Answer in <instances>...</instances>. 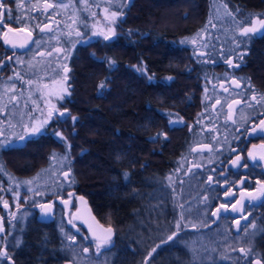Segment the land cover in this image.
<instances>
[{"label":"trees","instance_id":"obj_1","mask_svg":"<svg viewBox=\"0 0 264 264\" xmlns=\"http://www.w3.org/2000/svg\"><path fill=\"white\" fill-rule=\"evenodd\" d=\"M138 1L131 0L133 12L138 11V7H133ZM217 4L245 27L253 17L264 16V0H146L142 9L147 16L172 5L177 8L178 23L145 26L141 47L144 52L140 57L136 42L127 45L116 37L112 44H106L102 56L88 58L75 72L73 81L77 82L71 96L76 99L78 110L74 113L80 120L65 119L63 131L59 129L63 135L66 133L70 140L68 149L72 151L67 160L73 179L65 189L74 188L86 199L99 222L112 228L111 264H207L185 259L187 248L177 243L180 236L174 244H154L168 230V214L180 205L184 195L179 191L183 169L193 168L195 138L204 136V145L222 149V162L229 161L231 149H224L226 144L222 141L216 145L211 134L216 131L215 123L223 122L224 114L230 112L234 120L240 112L226 108L218 116L208 112L211 100L207 91L216 84L215 75H226L228 85L239 80L243 89L239 107L243 108L246 101L254 103L248 123L235 122L230 131L233 149H247L248 142L255 140L249 136L250 129L264 119V32L249 33L237 40V29L231 32L220 23L222 17L215 15ZM153 17L146 21L157 23ZM199 32L210 45L200 51L189 40ZM229 60L231 64L227 63ZM109 62L117 64L116 70L105 71ZM103 77L105 86L97 95L96 86ZM173 117L181 121L171 123ZM213 120L214 123L209 122ZM71 125L76 127L74 135L67 132ZM48 141L51 154L53 150L64 151L65 141L53 132ZM78 148L85 151L75 152ZM215 164L217 161L212 166ZM222 170L230 172L229 168ZM174 171V180H169ZM250 205L248 213L259 230L253 244L260 261H264V200ZM33 226L27 219L19 232L17 247L4 251L19 258V264H36V260H44L37 264H60L69 259L64 240L52 223L38 229ZM145 228L155 235L151 243L148 241L153 239L152 234Z\"/></svg>","mask_w":264,"mask_h":264},{"label":"flooded vegetation","instance_id":"obj_2","mask_svg":"<svg viewBox=\"0 0 264 264\" xmlns=\"http://www.w3.org/2000/svg\"><path fill=\"white\" fill-rule=\"evenodd\" d=\"M112 1L3 0L5 9H9L10 11H5L0 16V21H2L0 23V61L3 62L0 63V143L6 145L0 146V218L3 225L1 237H5L8 232L19 234L25 228V221L27 219L31 225L34 224L33 229H38L41 225L52 223L59 230V224L56 220L57 211L59 210L63 212L65 224L67 223L69 226L78 228L74 229V232L80 233V231H84L89 236L85 226L79 221L75 213L78 206L77 203L81 199L88 205L86 199L76 192L75 189H66L65 191L66 185L61 186L59 184L60 180L52 184V190H50L49 183V166L51 157H53V152L51 154L48 147L49 135L51 132H59V129L63 131L65 127L62 124L63 120L72 119L73 115L78 118L77 120H80L79 115L74 113L77 109V102L71 96V90L70 95L66 94L62 100L60 99L56 102L57 108H52L51 111H53L54 117L46 125V131L38 135H27L26 127H31L39 119L48 118L49 98L47 87L50 82L51 72L49 62L50 43L61 41V47L58 49L62 53L66 54L71 50L70 55L66 54L68 55L66 68L69 79H73L75 72L78 73L80 71L76 59L81 57V48H88V51H85L87 57L96 59V57L102 56L104 50H106L107 43L112 44L116 37H121V40L124 39L127 45L130 42L137 43L135 46L138 48V57L143 54L144 50L141 47L144 44L146 32L139 30V34L135 32L129 33V29L125 28L126 25L124 24L127 14L126 9L129 7L131 0L130 2L129 0L126 1L122 12L120 11L123 15H120L114 21L117 31H120L119 33L117 32L110 40H104L100 34L92 35L93 30L91 26H95L93 25V20L96 17L98 18V16L102 18L101 21H105L106 25H113L111 13L113 11L117 12L119 6L115 9ZM48 4L53 5V7L46 9V5ZM120 4H124V0H120ZM45 25L48 27L45 28ZM10 29L13 31H9ZM41 29L44 30L41 31ZM29 33H31V36H29ZM51 36L55 37L51 38ZM6 39L10 43L6 44ZM26 40H29L27 45ZM20 45H23V47ZM127 56H129V52H127ZM109 59L112 61V56H109ZM55 65L57 66L55 63L53 67ZM117 67V64L114 65L113 62H109L106 65V70L105 68L104 70L112 72ZM105 78L103 77L102 81L98 82L96 86L97 91L100 90L102 84L105 86ZM68 87L70 89L73 88L71 83L68 84ZM101 93L99 91L97 95ZM61 112H66V116L61 117L59 115ZM258 125L260 123L254 126ZM252 128L250 129L249 136L255 138V140L248 142L247 149L239 150L235 147L230 150L229 159H227L229 160L228 163L224 164L222 161L218 163L224 166V168L230 169L228 175L235 173V177H238L242 181V190L239 192L235 191V189H230L228 191L230 193L228 198L225 195V199L227 200H230L229 197L235 198L234 196H237L238 200L236 201H241L242 193L244 194L243 200L252 199V202L264 200V158L260 154H254V149L251 153L256 159L253 160L247 156L252 143L256 142L260 136L262 137V133L260 132L251 133ZM72 132L75 133V129H72ZM25 135H27V139L20 141L19 137ZM35 139L43 144L41 145L42 147L33 148L32 143ZM235 152H238V156L242 158V162L240 165L233 167L231 166V160L232 154ZM18 156L20 158L24 157V160H21L19 165ZM244 165L247 166L245 167ZM217 166L215 164V167ZM232 169L236 172L231 173ZM226 178L228 177L226 176ZM24 181H31V184H26ZM16 183L19 184L21 196H27L32 193V196L36 197H27L22 200L20 208L29 211L28 215L26 214L22 217H25L24 219L16 216L17 209L15 206L16 202H14V196L17 191ZM39 192H43V195H39ZM63 192L68 193L67 199H69V202L67 208L61 202L64 198L59 196ZM236 192L239 193L236 194ZM51 193L56 197L45 202L47 198L53 196ZM249 193L252 195L249 196ZM75 200L76 204L74 205ZM43 201L44 203L50 202L52 206L51 217L47 220L38 218L41 208L38 207V204ZM4 202H7L8 210L5 209ZM222 210L224 211V209ZM69 214L74 217V222L70 223ZM235 221L238 222L239 220L236 219ZM15 247L17 245L13 246L9 244L1 247L7 255L0 258V264H19V258L12 257L8 252L4 251V249L6 251H8L7 249L13 250ZM42 261L44 262V260H36V264ZM65 262L67 260L60 264H65Z\"/></svg>","mask_w":264,"mask_h":264},{"label":"rangeland","instance_id":"obj_3","mask_svg":"<svg viewBox=\"0 0 264 264\" xmlns=\"http://www.w3.org/2000/svg\"><path fill=\"white\" fill-rule=\"evenodd\" d=\"M126 1L127 0H124V4H120V0L112 1L115 9L117 6H119L117 10L118 14L120 13V11L122 12ZM145 1L146 0H139L137 4H134L133 7H138L137 12H133V8L131 7L132 9H130V6L126 9L127 14L124 24L126 25L125 28L127 27L129 29V33L135 32L139 34V30H144L143 28H145V26H161V24L172 25L173 23H178V12L175 6L173 7L172 5H166L163 8L161 7L162 9L160 10L159 14L153 15V13L151 12L148 13L147 16V13H144L142 9L144 7ZM214 9L215 15L222 17L220 23L223 26L229 27L231 32H234L235 29H237V40L241 41V31L245 26L241 25L232 15H230L229 11H227L221 4H217ZM103 16L105 15L103 14ZM140 16L143 17L142 20H140ZM152 16H155L153 18L157 19V23L146 21V19ZM118 17H120V15H118ZM262 19H264V16L253 17L252 20H250V22L247 24V27H251L254 20ZM101 20L102 18H100V16H98V18L96 17L93 20V25L95 26H91V29L93 30L92 35L101 32L107 34V31L110 28L114 29L116 34L117 32H120L119 30L117 31L115 22H113V26L106 25L105 21ZM139 22L141 25L140 28L131 26V23L138 24ZM258 29L259 24H257L256 33H258ZM144 32L146 31L144 30ZM263 32L264 29L262 30L261 34ZM52 37L55 36H51V38ZM101 37H103V35H101ZM202 38L203 36L199 32L193 37L189 38L190 44H195V47H198L197 50L199 51L204 47L209 48L210 45L206 44L204 39ZM193 41H195V43H193ZM60 43L62 44L61 41L50 43L51 45L49 48V62L51 66L50 82L47 87L49 111L52 110L53 105L55 106L54 108H57L55 105L56 102H58L60 99L62 100L66 94L70 95V90H72L73 88L70 89L68 87V84L71 83L73 86L77 82L76 80L73 81L74 78L69 79L68 71H65L68 55H70L71 50L67 52L68 55H66L67 53H62V51H57L59 50L58 48L61 47ZM220 44L222 43L220 42ZM156 48L159 49L158 46ZM85 51H88V48L80 49L81 57L76 59V63L78 65L87 63L88 57ZM236 51H241V48H237ZM55 63L57 64V66L55 65V67H53ZM65 77H67V79H65ZM224 79L226 80L223 81ZM214 81L216 82V84L210 86L207 91V98L211 100V109L208 110V112L211 113V115L218 116L222 113V108H226L229 111L238 110L240 113H238V116L234 117V120L228 118L226 119L228 114L231 115L230 112L227 115L224 114L225 117L222 116L221 119L223 122L218 121L215 123L216 131H213L211 136L213 138H216V145H219L220 141H222L226 144L224 146V149H233V137L231 138L230 131H232L235 122L236 124L248 123L247 119L249 118V115H251L254 111L251 110L254 103L246 101V103L243 104V108L239 107V103H236V101H240L239 98L243 95V89L240 85L241 83L239 82V80L235 79V81L239 83L240 87H236V85L232 83L234 80H232L230 82V85H228L227 81H229V78H226V75L225 77L215 75ZM225 89H227V91H225ZM249 96L252 97V95L250 94ZM245 100H248V98L245 97ZM235 113H237V111H235ZM73 117L74 115L72 116V118ZM42 120L44 119H39L38 122H35L34 124L39 123ZM172 121L180 122L181 119L178 117H173ZM209 122L214 123L215 120ZM250 123L251 121L249 122V124ZM50 126H52V124H50ZM75 128V126L71 125V127L67 129V132H69L71 135H74L75 133L72 132V129ZM59 133L62 134V136L59 138L65 141V147L64 151L62 152L53 150V157H51L49 166L50 190H52V184L57 180L61 181L59 183L61 186H65L67 183L70 184L73 179L71 167L67 160L69 153H72V151L68 149L70 140L67 138L66 133L65 135H63L61 131H59ZM195 141L197 145L194 149L196 150L192 151L191 153V158H193L194 162L193 168L185 170L183 169L184 177L179 191H181V193H184V195L181 197L182 199L180 205L177 206V208H175L174 210L172 208L173 211L168 214V221L165 224L166 226H168V230L163 234V237L160 239L161 241L157 240L154 246L159 243L162 244L165 242L174 244L176 243V238L180 236L177 239V243H180L187 248L188 258L185 259L207 264H253V261L256 259L260 261L258 251L255 250L253 244L254 237L256 234H258L259 230H257L256 227V220L254 219V217H252V215L248 213L250 212L249 209L251 206L250 204L252 203V199H245L241 204H237V196H234L235 198L229 197L230 200L225 199V194L228 193L230 189H235V191L239 192L242 190L241 179L228 175L229 171H227L226 173L224 170H222L224 166L218 164L220 163V161H222V149H220V151H217L214 147L210 148L209 145L208 147H205L204 136L196 137ZM227 144L230 145L228 146ZM41 145L43 144L38 142L37 139H35L32 143L34 149H36L37 146L42 147ZM249 149L250 152H252V150L254 149V154L257 153L264 157V134H262V137L260 136L256 142H253ZM80 150L81 149L78 148L75 150V152L80 153ZM237 156L238 152L233 153L231 162L235 160ZM247 156H249V153ZM69 157L71 158L72 156L69 155ZM23 158L24 157L20 158L18 156V165L21 163V160H24ZM200 161L202 162L199 163ZM214 161H217V167L212 166V163ZM183 164L179 166L181 167L183 166ZM196 166L199 168H197ZM65 172H69V176L67 178H65V176L63 175V173ZM234 172L236 171L232 169L231 173ZM176 174V171L171 172L168 176L169 180H174L175 177L173 178V176H175ZM210 176L212 177L211 182L209 181ZM226 176L228 178H226ZM24 183L31 184V181H24ZM16 186L17 191L14 196V202H16L15 206L17 209L16 216H19L20 219H24L25 217H22L26 214L28 215L29 211L20 208L21 202H23L22 200L27 197L35 196H32V193L27 196H21L19 193V184L16 183ZM72 189L74 190V188ZM239 192H236V194ZM42 193L43 192H39V195H43ZM51 194L53 195V193ZM59 196H61V198L67 199L68 193L63 192L62 195ZM55 197L56 196L53 195L47 198L45 202L50 201ZM226 197L228 198V195ZM42 203H44V201L38 204L39 208ZM75 204L76 200L74 202V205ZM221 205H224V208H221ZM233 205L237 206L236 211H233ZM245 207L246 209L248 208L246 212H244ZM5 209L8 210L7 207H5ZM218 209L220 211L217 213V215H213V213L217 212ZM222 209H224L225 212ZM62 213V210L57 211L56 220L59 224V232L64 240V247H66L69 257L65 264H111L114 249L111 248L110 241L108 244L102 246L99 251H97L98 240L91 237L90 235L88 236L86 233H84V231H80V233L74 232V229L78 228L69 226L67 225V223L65 224L66 221L63 218ZM69 217V220L71 222H74V217L71 214H69ZM245 217L247 219L246 221H244L243 219ZM236 219H238L239 221L236 222ZM213 221H215L214 224ZM210 223L212 226L210 225ZM178 224L179 228L177 227ZM190 227H195V229H190ZM201 227L205 228L202 229ZM146 231L152 234L150 238H153L148 242H153L155 239L153 231L145 228V232ZM173 233H176V236L173 237L172 240H169L168 237L172 236ZM1 236L0 252H3L1 247L7 246L8 244L13 246L18 244V233L11 234V232H8L5 237ZM72 237H74L75 239H72ZM86 248L88 249L87 252L84 251V249ZM240 249H244L245 251L241 252ZM3 256L4 255H0V258H2ZM260 264H264V261H260Z\"/></svg>","mask_w":264,"mask_h":264},{"label":"snow or ice","instance_id":"obj_4","mask_svg":"<svg viewBox=\"0 0 264 264\" xmlns=\"http://www.w3.org/2000/svg\"><path fill=\"white\" fill-rule=\"evenodd\" d=\"M129 2H130V0H129ZM50 7H53V5H51V4L46 5V9H47V8H50ZM46 9H45V10H46ZM5 11H10V10H9V9H5L4 4H3V0H0V16H2V15L4 14ZM118 15H123V13H119V14H118L117 12H112V13H111V20H112L113 22L116 21L117 18H118ZM0 23H2V21H0ZM257 24H259L261 27H264V20H254V21L252 22V26H251V27H244V28L242 29V31H241V35H242V36H246V35H248L249 33H256V32H257ZM47 27H48V26L45 25V28H47ZM43 30H44V29H41V31H43ZM9 31H13V30L10 29ZM98 34L103 35L104 40H110L112 37H114V36L116 35L115 30L112 29V28H110V29L107 31V34H105V33H103V32L98 33ZM29 36H31V33H29ZM5 43H6V44H7V43H10V41H8V40L6 39V40H5ZM193 43H195V41H193ZM13 46H15V45H13ZM20 46L23 47V45H20ZM57 51H59V50H57ZM0 63H3V62L0 61ZM113 63H114V62H113ZM227 63L231 64L232 62H231V60H229V61H227ZM65 71H67V68H65ZM65 79H67V77H65ZM232 83L235 84L236 87H240V85H239V83H238L237 81L234 80ZM103 87H104V86H103V84H102V85L100 86V90H99L100 92H102ZM225 91H227V89H225ZM253 98H255V97H253ZM218 103H219V102H218ZM236 103H239V101H236ZM54 107H55V106L53 105V108H54ZM59 115H60L61 117H65V116H66V112H61V113H59ZM53 116H54V113H53V111L50 110V111L47 113V117H48L47 119H44V120L40 121L39 123L33 124L31 127H26V133H27V135H38V134H42L44 131H46V125L48 124L49 120L53 118ZM231 118H232L231 115H229V119H231ZM72 119H73V121L75 122L78 118H77V117H73ZM171 123H175V121H173V122H171ZM256 132H260V133L264 134V120H261V121H260V125H258V126H254V127L252 128L251 133H256ZM27 135H25V136H20V137H19V140H20V141H24V140H26V139H27ZM55 135L58 136V137H61V136H62V134L59 133V132H56ZM157 138H158V137H157ZM0 146H6V145L0 143ZM205 147H206V146H205ZM195 150H196V149H193V151H195ZM249 157H251L253 160L256 159V158L253 156V154H252L251 152H249ZM262 158H264V157H262ZM241 162H242V158H241L240 156H237L236 159L233 160V161L231 162V165H232L233 167H236V166L240 165ZM244 166L246 167L247 165H244ZM63 175L65 176V178H67V177L69 176V172H65V173H63ZM211 180H212V177L210 176V177H209V181L211 182ZM258 183H259V182H258ZM229 194H230V193H226L225 195L227 196V195H229ZM70 195H71V194H70ZM248 195L251 196L252 194L249 193ZM243 196H244V194L242 193V200H241V201H237V204H241V203H242V201H243ZM253 199H255V197H253ZM64 203L67 204L68 202L65 201ZM4 206H5V207H8L7 202H5ZM40 207H41V210H42L43 212L48 213V212L51 211V207H52V206L49 204V205H41ZM221 208H224V205H221ZM232 208H233V211H236V210H237V206H236V205H233ZM219 211H220V210L218 209L217 212H214V213H213V215H217V213H218ZM70 223H71V221H70ZM177 227L179 228V224L177 225ZM111 231H112L111 228H109V229H107V232L109 233L108 236H105V237H102V238H101V237H98V238H97V240H98V243H97V251H99L100 248H101L102 246H104V245H106V244L109 243V241H110V234H111ZM175 236H176V233H173L172 236H169V237H168V239H169V240H172L173 237H175ZM72 239H75V238L72 237ZM84 251L87 252L88 249L86 248V249H84ZM153 251H155V249H153ZM240 251H241V252H244L245 250H244V249H240ZM0 255H5V256H6L7 254L4 253V252H0ZM151 255H152V253L150 252V253H149V256H151ZM256 264H260V261H257Z\"/></svg>","mask_w":264,"mask_h":264},{"label":"water","instance_id":"obj_5","mask_svg":"<svg viewBox=\"0 0 264 264\" xmlns=\"http://www.w3.org/2000/svg\"><path fill=\"white\" fill-rule=\"evenodd\" d=\"M264 20V19H262ZM264 29V27H261L259 25V29H258V34H261L262 30ZM26 45L29 43V40H26ZM85 151V149H81L79 152L83 153ZM69 202V199H64L61 200V202ZM51 205L50 202L47 203H43L42 205ZM65 204V203H64ZM68 204V203H67ZM67 204H65V208H67ZM77 218L79 219V221L85 226L86 230L88 231L89 235L93 238H98V237H105L108 236L109 233L107 232V229L104 227L99 220L97 219V217L95 216V214L90 210V207L85 203V201L83 199H81L78 203V207L75 211ZM51 217V211L48 213L43 212L40 209V214L38 216L39 219H44L47 220L48 218ZM112 230V228H111ZM3 234V225H2V219L0 218V235ZM113 236V230L111 231L110 234V238ZM259 260H254L253 264H256V262Z\"/></svg>","mask_w":264,"mask_h":264},{"label":"bare ground","instance_id":"obj_6","mask_svg":"<svg viewBox=\"0 0 264 264\" xmlns=\"http://www.w3.org/2000/svg\"><path fill=\"white\" fill-rule=\"evenodd\" d=\"M94 43V42H93ZM84 44V43H83ZM90 45V44H89Z\"/></svg>","mask_w":264,"mask_h":264}]
</instances>
